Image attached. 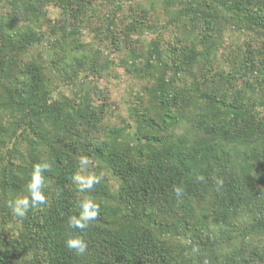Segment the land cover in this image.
Segmentation results:
<instances>
[{"label": "trees", "instance_id": "16d2710c", "mask_svg": "<svg viewBox=\"0 0 264 264\" xmlns=\"http://www.w3.org/2000/svg\"><path fill=\"white\" fill-rule=\"evenodd\" d=\"M115 64L141 85L123 126L92 97ZM0 264H264V0H0Z\"/></svg>", "mask_w": 264, "mask_h": 264}, {"label": "rangeland", "instance_id": "374dc122", "mask_svg": "<svg viewBox=\"0 0 264 264\" xmlns=\"http://www.w3.org/2000/svg\"><path fill=\"white\" fill-rule=\"evenodd\" d=\"M50 12L52 16H56L55 7H50ZM224 42L226 47H235L239 45L242 40L241 38L238 39V35H227V37H224ZM227 51L228 50L224 47L223 52ZM109 56L112 60H116V62L119 61V52H110ZM57 83L55 84L57 94L61 91L68 96L71 95L72 88L69 86H59ZM95 83L104 91L105 96L101 95L100 90H96V92L93 91L92 97L94 98V103L96 105L106 104L110 109L106 124L111 126H123L124 121L128 118V108L136 101L141 90V85L130 74L126 73L124 68L118 67V64H115L114 69L109 72L107 77H97ZM91 173L92 172H88L86 167H83L78 177L87 179Z\"/></svg>", "mask_w": 264, "mask_h": 264}, {"label": "clouds", "instance_id": "9594fccd", "mask_svg": "<svg viewBox=\"0 0 264 264\" xmlns=\"http://www.w3.org/2000/svg\"><path fill=\"white\" fill-rule=\"evenodd\" d=\"M87 162L86 157L81 158V164H86ZM48 170H50V165L48 163L34 165L32 179L27 185L30 198H17L7 203L8 209L14 216L23 218L30 209L46 204L47 200L42 188L44 185L43 173ZM76 179L82 185L80 190L83 191L92 189L95 184L100 183L103 179V174L99 176H89L87 179L80 177ZM176 191L179 193L180 189L177 188ZM80 209L81 211L78 216H72L69 219L68 226L70 229L86 230L89 224L97 219L100 212L99 205L91 199L83 200L80 203ZM65 246L69 250H74L76 255H84L88 250L86 241L79 235H70L65 241Z\"/></svg>", "mask_w": 264, "mask_h": 264}]
</instances>
